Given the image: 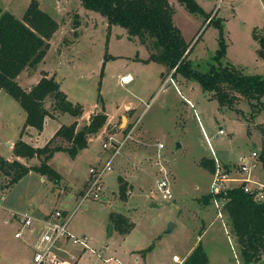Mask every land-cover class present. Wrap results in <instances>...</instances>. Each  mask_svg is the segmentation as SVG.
Returning <instances> with one entry per match:
<instances>
[{"label": "rangeland", "instance_id": "1", "mask_svg": "<svg viewBox=\"0 0 264 264\" xmlns=\"http://www.w3.org/2000/svg\"><path fill=\"white\" fill-rule=\"evenodd\" d=\"M38 1L59 22V28L50 39L44 61L27 67L18 77L20 85L28 90L43 74H55L69 99L81 103L84 112L97 110L112 119L129 105L136 109L140 117L138 128L142 131L133 133L125 142L112 163L113 169L104 174L106 198L88 199L77 208L87 184L82 188L81 185L90 167L103 165L110 156L112 150L104 148L103 143H109L113 135L115 141L126 136L125 130L119 135L114 133L126 126V120L119 126L121 117L115 126L104 128L106 120L91 135L90 150L79 157L73 158L64 151L56 154L51 165L61 174L60 184L46 175L41 180V174L34 172L2 190L9 177L0 172V198L4 196L0 200V264H33L35 249L30 243H35L41 233L40 227L35 226L33 230L23 229L17 237L21 224L17 217L12 219L13 211L36 215L56 209L74 211L69 229L78 237L91 238L94 252H82L78 245L67 247L77 255L75 264H176L173 256L177 254L185 261L184 256L196 240L207 251L208 264H244L225 211L223 217H218L214 201L204 200L210 194L213 175L201 162L219 159L218 154L222 163H236L240 155L253 151H259L264 158V97L249 99L227 87L238 98L233 107L222 105L213 91L202 88L198 79L181 72L173 75L174 70L166 63L146 65L132 58L136 54L146 57L147 50L153 47L156 51L152 52L160 53L154 37L143 40L120 25L110 26L106 16L86 8L81 0ZM197 1L215 22L208 24L206 14L190 12L178 0H169L175 8L174 22L189 49L192 48L187 57L191 68L205 73L218 65L214 56L222 35L226 43L221 59L224 65L232 64L245 74L264 75V58L258 54L260 40L254 36L255 30L258 37L264 35V0H221L219 5V0ZM30 2L0 0V8L22 19ZM128 74L133 79L124 82L122 76ZM185 98L190 99L192 106ZM46 103L53 110V100ZM24 111L16 99L0 90V155L5 159L11 154L9 142L19 140V126L21 130L25 128ZM72 119L70 113L61 117L63 123ZM53 130L54 126H48L46 134ZM60 141L70 145L61 139L54 144ZM160 143L164 147L160 148ZM132 146L139 152L136 159L129 161L126 156ZM86 153L94 154V158L88 159ZM251 162H255L252 178L264 182L262 160ZM159 164L168 172L173 200H163L157 191V181L164 174ZM132 171L138 174L129 177V182L124 177ZM233 176L246 175L234 172ZM119 177L127 183V200L120 197ZM238 184L229 182V186ZM246 184L257 189L255 183ZM112 212L127 215L132 229L122 233L114 227ZM145 249L149 250L144 252ZM132 250H139V261L129 256ZM109 257L112 261L106 260ZM254 264H264V258Z\"/></svg>", "mask_w": 264, "mask_h": 264}, {"label": "trees", "instance_id": "2", "mask_svg": "<svg viewBox=\"0 0 264 264\" xmlns=\"http://www.w3.org/2000/svg\"><path fill=\"white\" fill-rule=\"evenodd\" d=\"M81 1L86 8L106 16L110 26L120 25L126 28L130 35L140 36L143 40L147 36L154 37L155 45L161 48V52L152 54L150 59L166 63L174 70L173 75L181 72L186 77L198 79L202 88L205 91H213L222 105L233 107L238 98V95L231 93L227 87L249 99L264 97V75L245 74L234 65H224L221 62L226 53V43L222 35L219 38V49L214 56L218 65H213L211 70L205 73L191 68L187 57L192 48L189 49V44L185 42L181 30L174 22L175 8L169 0ZM178 1L190 12L206 14L208 24L215 22V18H211V14H207L197 0ZM216 24L222 26L219 21H216ZM58 28L59 22L40 7L38 0H31L22 19L0 8V89H4L16 99L25 110V128L33 126L42 131L45 118L54 116V112L70 113L76 118L81 117L84 112L82 104L71 101L54 76L43 74L30 90H25L17 80L27 67H34L44 60L50 48V39ZM254 36L260 40L258 54L264 58V35L258 37L255 30ZM49 99L53 100V110L46 106ZM106 120L107 115L98 112L93 114L90 122L81 129H78L77 121L62 125L43 147H34L20 138L14 144V154L26 159L37 157L41 162L39 165H26L18 159L9 161L0 155V172L9 177L6 186L1 189L13 186L31 171L46 175L59 183L61 174L49 163L55 152L66 151L73 158L76 157L82 149L88 147L89 136L97 132ZM58 138L69 142L70 145L60 142L54 144ZM201 163L214 172V158L204 159ZM119 181L120 197L127 200V183L122 177H119ZM222 197L226 201L224 211L235 235L242 262H259L264 258V200L255 199L253 193L244 190L243 184L228 189ZM211 199L210 194L204 197L206 202ZM110 218L113 226L120 232L127 233L132 229V224L125 214L112 212ZM146 250L149 249L143 251ZM208 262V254L199 241L183 264Z\"/></svg>", "mask_w": 264, "mask_h": 264}, {"label": "built area", "instance_id": "3", "mask_svg": "<svg viewBox=\"0 0 264 264\" xmlns=\"http://www.w3.org/2000/svg\"><path fill=\"white\" fill-rule=\"evenodd\" d=\"M220 2L221 0H219L218 5ZM170 80L174 83L172 76H170ZM188 102L192 105L190 100H188ZM220 133H223V130H221ZM109 138L111 141L109 143L104 142L103 147L107 150H112L110 156L103 165L90 168L87 185L75 208L88 199L106 198L103 193L104 174L113 169L112 163L120 153L125 142L131 138V133L126 135L123 140L115 141L116 139L114 135ZM159 147L162 148L164 145L160 143ZM259 158L262 160V166L264 169V158H261L259 151H253L250 155H240L238 161L234 164L222 163L217 157L214 158L215 170L212 173L213 179L210 186V195L217 206L218 217H223L224 205L226 203L222 194L226 193V191L232 187L243 184L244 190L253 193L255 199L264 200V182L255 181L251 174V170L255 166V162L252 163L251 160L256 161ZM158 168L160 171H163L164 174L157 181V191L163 200H173L174 193L170 178L168 177V172L161 164L158 165ZM234 172L245 174L246 176H233ZM229 182H240V184L229 186ZM249 182H252L253 184L255 183L257 189L251 188L246 184ZM73 213L74 211L68 213L64 210L56 209L42 217L29 213L17 215L21 224V229L16 233L17 237L21 236V233L25 228L33 230L32 228L36 226L40 227L41 230L35 243H31L35 249L33 264H75L77 255L75 256L74 253L67 249L70 244L80 246L83 250L82 252H85L88 249L94 252V249L90 245V238L87 236L78 237L69 229ZM110 259L111 258L106 260L108 261ZM173 259L177 263L184 262V260L181 259V256L177 254L173 256Z\"/></svg>", "mask_w": 264, "mask_h": 264}, {"label": "crops", "instance_id": "4", "mask_svg": "<svg viewBox=\"0 0 264 264\" xmlns=\"http://www.w3.org/2000/svg\"><path fill=\"white\" fill-rule=\"evenodd\" d=\"M202 6V5H201ZM203 7V9L205 10V8H204V6H202ZM128 37H129V35H128ZM152 51H156V50H154V47L153 48H151V49H148L147 50V55H146V57H144V58H141L140 56H138V54H136L135 56H133L132 58H134V59H138V60H141L143 63H145L146 65H149L150 63H155V62H159V61H155V60H151L150 59V57H151V55L152 54H156V52H152ZM45 59V58H44ZM44 61V60H43ZM161 63H163V62H161ZM47 71V70H46ZM44 73H46V72H44ZM48 75V77H52V76H54V77H56V75L55 74H51V73H49V74H47ZM20 76V75H19ZM18 76V77H19ZM43 76V75H42ZM126 76H129L130 77V81H132V79H133V76L131 75V74H128V75H125V76H122V78H124L125 79V77ZM161 76H163L164 77V72L162 71L161 72ZM18 77H17V80H18ZM42 78V77H41ZM19 82V81H18ZM38 82V81H37ZM36 82V83H37ZM129 82V81H128ZM35 83V84H36ZM34 84V85H35ZM32 88V87H31ZM31 88H29L28 90H30ZM1 90V89H0ZM177 92H178V94L179 95H181V97H183V94L181 93V90H180V88H178L177 87ZM68 95V94H67ZM69 98V97H68ZM187 99V103L189 104V102H188V100H190L189 98H185L184 100H186ZM74 102V101H73ZM74 103H79V102H74ZM190 105V104H189ZM46 106H47V104H46ZM192 106V105H191ZM48 107V106H47ZM49 108V107H48ZM50 109V108H49ZM25 112V111H24ZM54 111H52V113H53ZM96 113H98V111L97 110H94L93 112L91 111V113H89V112H84V114L81 116V117H79V118H76V117H74V119H72V120H69V122H67V123H63L62 122V120H61V117H63L66 113H58V112H54V116H47L46 118H45V123H44V128H43V130L42 131H39L37 128H35V127H33V126H27L26 128H24V130L22 129L21 130V126H19V129H20V136H19V139L20 138H22L25 142H27V143H29L30 145H32V146H34V147H43L46 143H48V141L54 136V134H55V132L62 126V125H70L71 123H73L74 121H77L78 122V129H81L82 128V126H84L85 124H87L88 122H89V119H90V117L92 116L91 114H96ZM107 117H108V115H107ZM121 117V119H122V123H120V127L122 126V124L124 123V121L126 120L127 121V123H126V126H125V128L124 129H121V130H119V131H117V132H114L115 134H117V135H119V134H121L122 132H123V130H125L126 131V134L125 135H128L129 133H131V137H132V135H133V133H135V132H137V133H139L140 134V131H142L140 128H138V120L140 119V117L138 116V114H137V112H136V109L135 108H133V107H129V105L125 108V111L124 112H122V114H120L119 116H115V117H113L112 119L111 118H107V123H106V125L104 126V128L105 127H109V126H111V125H113V126H115L116 125V123L118 122V120H119V118ZM26 118H27V114H26V112H25V119L24 120H26ZM83 120H86V122H84ZM51 121H54L55 122V125L54 124H50V122ZM54 126V130H53V132L51 133V134H46L47 133V131H48V126ZM57 125V126H56ZM59 139H61V140H63L62 138H58V140ZM65 141V140H64ZM60 143H62L63 145H65L64 144V142L63 141H60ZM90 143H91V135L89 136V142H88V147H86V148H84V149H82L79 153H78V155L75 157V158H77V157H79L83 152H86V151H89L90 150ZM11 144V145H10ZM14 144H15V141L14 142H9V145H10V149H11V154L8 156V157H6V159L7 160H9V161H13L14 159H18L19 161H21V162H23L24 164H26V165H39V163H40V161H39V158H37V157H35V158H32L31 160H30V164L28 163L29 161V159H26V158H23V157H20V156H16L15 154H14V152H13V149H14ZM60 152H62V151H58V152H55V154L53 155V157L50 159V161H49V163H50V165H51V163H52V160L55 158V156H56V154L57 153H60ZM64 152H66V151H64ZM138 152H139V150H138V148L137 147H131V149L129 150V154H128V156H126L127 158L128 157H130L129 158V161H132V160H134V159H136L137 157H138ZM87 154V158L88 159H93L94 158V154H92V153H86ZM91 155V156H90ZM217 156L219 157V159L221 160H223V158H221V156L220 155H218L217 154ZM223 156V155H222ZM225 163H227V164H234V163H232V162H225ZM52 166V165H51ZM91 167H93V166H91ZM90 167V168H91ZM132 169H133V166L131 167ZM89 171H90V169H89ZM35 171H31L27 176H25V177H23L21 180H23V179H26V178H28L29 176H31L33 173H34ZM127 174V177H124L125 178V180H127V181H129V177L131 178L132 176H134V178L137 176V171H132V172H127L126 173ZM64 176V175H63ZM65 177V176H64ZM41 180H45V178H46V176L45 175H41ZM66 178V177H65ZM257 179H260L261 181H263L262 180V178H258V177H256ZM88 179H89V173L87 174V177H86V179L83 181V184L81 185V188L84 186V185H86L87 184V182H88ZM130 182V181H129ZM60 184V183H59ZM132 184H134V183H132ZM83 193V192H82ZM2 198H4V196L2 197ZM1 198V199H2ZM30 204L31 205H33L34 206V204L32 203V202H30ZM33 206H32V208H33ZM30 210H32L31 208H29V211ZM64 211H66V210H64ZM48 213L49 212H47V213H41V214H38V213H35L36 214V216H45L46 214L48 215ZM29 214H31V213H29ZM12 215H13V217H12V219H14L15 217H17V215H19V213H16V212H12ZM127 216V215H126ZM128 217V216H127ZM198 241L199 240H196V242H195V244L190 248V250L186 253V255L184 256L185 258L194 250V248L197 246V244H198ZM90 242H91V238H90ZM29 243V242H28ZM31 244V243H30ZM91 245V244H90ZM71 249V248H70ZM133 251V250H132ZM139 251V250H138ZM136 252V250L135 251H133V252H130L129 253V256L130 257H133V258H135L137 261H139L140 259H139V255H140V253L139 252ZM71 252H72V249H71ZM207 252V251H206ZM74 253V252H73ZM78 254H80V253H78ZM208 254V253H207ZM209 257V256H208ZM110 258V257H109ZM144 258L146 259V254L144 255ZM110 261H112V259H110ZM175 262V261H174ZM209 262H210V258H209ZM208 262V263H209ZM176 264H177V262H175ZM134 264H136V263H134Z\"/></svg>", "mask_w": 264, "mask_h": 264}, {"label": "bare ground", "instance_id": "5", "mask_svg": "<svg viewBox=\"0 0 264 264\" xmlns=\"http://www.w3.org/2000/svg\"><path fill=\"white\" fill-rule=\"evenodd\" d=\"M124 82H128L130 81V77L129 76H126L125 79H123Z\"/></svg>", "mask_w": 264, "mask_h": 264}, {"label": "water", "instance_id": "6", "mask_svg": "<svg viewBox=\"0 0 264 264\" xmlns=\"http://www.w3.org/2000/svg\"><path fill=\"white\" fill-rule=\"evenodd\" d=\"M112 231V226H110V232Z\"/></svg>", "mask_w": 264, "mask_h": 264}]
</instances>
